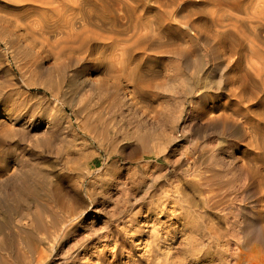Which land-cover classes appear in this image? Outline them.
I'll list each match as a JSON object with an SVG mask.
<instances>
[{
  "label": "rangeland",
  "instance_id": "obj_1",
  "mask_svg": "<svg viewBox=\"0 0 264 264\" xmlns=\"http://www.w3.org/2000/svg\"><path fill=\"white\" fill-rule=\"evenodd\" d=\"M0 12L83 41L71 60L28 59L0 24L19 49L15 62L0 47V264H150L137 246L159 215L148 209L173 194L157 225L177 239L151 264H220L263 243L264 0H0ZM191 182L222 208L201 207ZM211 229L220 257L193 262Z\"/></svg>",
  "mask_w": 264,
  "mask_h": 264
},
{
  "label": "bare ground",
  "instance_id": "obj_2",
  "mask_svg": "<svg viewBox=\"0 0 264 264\" xmlns=\"http://www.w3.org/2000/svg\"><path fill=\"white\" fill-rule=\"evenodd\" d=\"M36 1V0H35ZM43 4H44V2L46 3V1H41ZM40 2V3H41ZM50 2V1H49ZM39 3V2H38ZM41 3V4H42ZM35 4V3H34ZM42 4V5H43ZM51 4V3H50ZM46 5H47V3H46ZM77 5V4H76ZM34 6H36V5H34ZM41 6V5H40ZM75 7V6H74ZM44 8V7H43ZM76 8V7H75ZM91 10H93V9H91ZM46 14V13H45ZM89 14H90V12H88V13H83V12H81V15H83V16H85V19H87V17L89 16ZM0 24H1V26H8L9 25V27H11V29H12V31H17V32H19V33H16V34H18V36H19V40L23 43V48H21L22 46H20V49H22V52H23V56H26L27 58L28 57H45V58H47V57H52L53 58V60H55V61H59V60H71L72 59V57H73V55L76 53V52H78L79 54H82V49H83V47H82V45H83V41H81L79 38H74L73 37V35L71 36V35H62L60 38H55V31H47L46 29H45V26L44 25H42V24H36V23H33V22H26V21H23V20H21V19H19V20H17V19H15V20H13V19H11L10 17H8L6 14H3V13H1L0 12ZM5 24V25H4ZM2 31H4V30H2ZM3 33V32H2ZM9 38V37H8ZM16 38H17V36H16ZM18 40V41H19ZM14 41H12V42H10L7 38L5 39L3 36H2V34H0V47H1V45H7V46H9V48L12 50L11 52H10V54L11 53H14V57L12 56V58L14 59V61H15V57H16V53H15V50L17 51V49L15 48V46H13L12 45V43H13ZM20 42V43H21ZM19 45H21V44H19ZM2 48V47H1ZM8 48V47H7ZM10 49H9V51H10ZM18 51H19V49H18ZM18 51H17V53H18ZM21 52V51H20ZM6 53V52H5ZM8 54V53H7ZM12 55V54H11ZM6 56V55H5ZM10 57V56H9ZM18 57L20 58V56L18 55ZM22 57V56H21ZM25 57V58H26ZM32 57V58H33ZM26 58V59H27ZM6 59V58H5ZM12 59V60H13ZM16 59H18V58H16ZM26 59L24 60V59H21L22 61L24 60V61H26ZM29 59V58H28ZM12 60H11V62H12ZM20 60V59H19ZM20 60V61H21ZM32 60V59H31ZM16 62V61H15ZM28 62V61H27ZM34 62V61H33ZM14 63V62H13ZM22 63V62H21ZM30 63V62H29ZM9 64V63H8ZM17 64H19V63H17ZM24 64H26V62H24ZM24 64L23 65H21V67H23L24 66ZM28 64V63H27ZM35 64V63H34ZM13 65V64H12ZM32 65V66H31ZM30 66H31V69H32V67H33V64H31ZM15 66V65H14ZM19 66V65H18ZM27 66V65H26ZM25 66V68H26V70H27V68L29 69V67H26ZM18 68V67H17ZM18 69H22V68H18ZM30 69V70H31ZM20 71V70H19ZM21 71H23V70H21ZM28 71V70H27ZM26 72V71H25ZM24 72V73H25ZM24 73H22V74H24ZM27 74V73H26ZM30 87V86H29ZM82 179V178H81ZM84 179V178H83ZM200 179V178H199ZM198 179V180H199ZM191 180V179H190ZM193 180V179H192ZM195 180V179H194ZM201 180V179H200ZM187 181H189V180H187ZM204 181V180H203ZM190 182V181H189ZM199 182V181H198ZM207 182V181H206ZM184 183H187V182H184ZM189 184V183H188ZM260 184V183H259ZM183 185V184H182ZM182 185H180L178 188H177V191L176 192H178L179 193V198H178V200H180L181 202H183V204L185 203V204H187L188 206L189 205H191L192 206V198H191V196L188 194V193H186V191H184V190H186V189H184L183 190V187H182ZM187 185V184H186ZM205 185V184H204ZM206 185H207V183H206ZM202 184H192V182L190 183V187L193 189V188H202ZM260 186V185H259ZM261 186H263L262 184H261ZM187 187V186H186ZM209 186H207V188H202L201 189V194L199 193V195H201L200 197V200H201V203H202V206L201 207H203V206H206L205 208H209V210L211 209V210H215V209H221L222 208V206H223V199L224 198H222V196H221V198H220V196H219V193L215 190V189H211V186H210V188H208ZM245 187V186H244ZM175 189V188H174ZM261 189H262V187H261ZM196 190V192H197V189H195ZM191 191H193V190H191ZM199 191V190H198ZM190 192V191H189ZM196 192H194L195 194H196ZM171 194H172V192H170ZM193 192H191V194H192ZM167 195V194H166ZM177 195V194H176ZM197 195V194H196ZM196 195H194V196H196ZM198 195V196H199ZM162 196H164V195H162ZM168 196L169 195H167L166 197L167 198H165L164 199V197H163V200H160V202L158 201H156V202H154V203H157L156 204V206H154L153 204V206L154 207H151V208H149L148 209V212H154V211H158L159 212V215H158V217H156V219L153 221V223L152 224H154L153 225V228H151L152 230H147L145 233H143V234H145V235H148V240H145V241H141V242H139L138 244H137V246L138 245H143V255L142 256H144V257H146V259H148V260H151L150 261V264H151V262H152V259L154 260H157L158 259V257H162L163 256V254H162V251H161V249H160V247L162 246V243H164V241L165 240H167V239H173V240H176L177 238H175L174 237V235L176 234V229H174V228H171L170 226L168 227V229H167V231H165V232H162V231H164L162 228H161V226H160V228H159V226L157 225V224H159V225H162V223H161V217L162 218H166V216H167V214H170V213H168V210H167V204L170 202V200H169V198H168ZM173 196H174V194H173ZM173 196H169V197H173ZM153 197V196H152ZM159 197H160V195H159ZM223 197H225V196H223ZM162 198V197H161ZM197 199H198V197H197ZM156 200V199H155ZM195 200V199H194ZM225 201V200H224ZM173 202V201H172ZM176 204L179 202V201H174ZM180 202V203H181ZM226 202H227V200H226ZM179 203V204H180ZM170 204H172V203H170ZM174 204V203H173ZM172 204V205H173ZM228 204V203H227ZM149 205H151V204H149ZM195 205V204H194ZM182 206V205H181ZM185 206V205H184ZM183 206V207H184ZM197 206V205H196ZM199 206V205H198ZM169 207H171V206H169ZM176 207H177V205H176ZM183 207H181L182 208V210H180L181 212L182 211H185L184 209H183ZM190 207V206H189ZM173 208V207H172ZM174 208H175V204H174ZM178 208H179V206H178ZM177 208V209H178ZM198 208V207H197ZM187 209V208H186ZM195 209V208H194ZM226 209V208H225ZM224 209V210H225ZM173 211H175L174 209H173ZM221 211V210H220ZM177 212V211H176ZM181 212H180V215H181ZM187 212V211H186ZM215 212V211H214ZM173 213V212H172ZM171 213V214H172ZM185 213V212H184ZM189 213H192V212H189ZM183 214V213H182ZM186 215V214H185ZM190 215V214H189ZM189 215L185 218V219H187V218H189V220H191V222H192V219H191V217H189ZM191 215H193V213L191 214ZM153 216H155L154 214H153ZM172 216V215H171ZM175 216V215H174ZM184 216V215H183ZM182 216V217H183ZM176 217H177V215H176ZM193 217H194V215H193ZM184 218V217H183ZM209 218V217H208ZM196 219V218H195ZM264 219V218H263ZM133 220H135L134 218H133ZM188 220V219H187ZM136 221V220H135ZM212 221V220H211ZM211 221H209V222H211ZM132 222V221H131ZM171 222V221H170ZM182 222H183V220H182ZM188 222V221H187ZM194 222H196V221H194ZM198 222V221H197ZM255 222V221H254ZM132 224V223H131ZM228 224V223H227ZM226 224V225H227ZM158 227H157V226ZM165 224H163V226H164ZM182 225H183V223H182ZM187 227H188V225H187V223L185 224ZM189 225H190V222H189ZM191 225H193L192 223H191ZM191 225L189 226L190 228H191ZM195 225V224H194ZM255 225H256V223H255ZM133 226V225H132ZM151 226V225H150ZM156 226V227H155ZM185 226V227H186ZM145 227H146V224H145ZM182 227V226H181ZM184 227V226H183ZM188 227V229H190ZM194 227V226H193ZM196 227V226H195ZM207 228H208V226H206ZM205 227V228H206ZM214 226H212V228H213ZM219 227V226H218ZM227 227V226H226ZM165 228V227H164ZM264 228V227H263ZM130 229V226L128 227V228H126V229H124V231L127 233V231ZM139 229V228H138ZM137 229V232H139L140 231V233H141V228L138 230ZM180 229H182V228H180ZM208 229H210V227L208 228ZM208 229H206V230H208ZM214 229H216V228H214ZM210 230V232L208 231V233H207V231H206V235H208L209 233V235H211V236H209V238L210 239H212L211 240V243H210V245L209 244H207V246H206V248L204 247L203 248V246H201L200 248L199 247H197V245H199L198 243H197V241L196 242H193V243H195V244H197L196 245V247H192L191 248V246H192V244L193 243H191V246H189V248L193 251H188V252H192V253H189V255H193V256H195V260L193 261V262H195V263H198V262H200L201 260H203V259H206V258H210V257H212L213 259H218V258H216L215 256H212L213 255V253H215V252H217L216 250H217V248H216V246L214 245L215 243H217L218 241H220V238H219V235L218 234H220V233H218L217 234V232H216V230ZM228 229V228H227ZM145 230V229H144ZM165 230H166V228H165ZM179 230V229H178ZM183 230V229H182ZM192 230H194V228H192ZM197 230V229H196ZM229 230V229H228ZM187 231V230H186ZM191 231V230H190ZM217 231H219L220 232V230H217ZM130 232V231H129ZM143 232V231H142ZM179 232H180V230H179ZM182 232V231H181ZM195 232V231H194ZM264 232V231H263ZM183 233V232H182ZM186 233H189V231L188 232H186ZM191 233H193V232H191ZM190 233V234H191ZM196 233V232H195ZM222 233V232H221ZM226 233V232H225ZM184 234V233H183ZM204 234V235H205ZM256 234V233H255ZM178 235V234H177ZM189 235V234H188ZM221 235H223V234H221ZM226 234H224V237H226L227 238V235L225 236ZM190 236V235H189ZM193 236V235H192ZM191 236V237H192ZM201 236H203V235H201ZM259 236V235H258ZM146 237V236H145ZM178 237V236H177ZM191 237H189V239H192ZM221 237V236H220ZM263 238H264V236H262ZM194 238V237H193ZM201 238V237H200ZM209 238H207V239H209ZM131 239V238H130ZM189 239H188V241L186 242L187 244L190 242L189 241ZM202 239V238H201ZM223 240H224V238H222ZM227 239H229V238H227ZM260 239H261V237H260ZM134 240V239H133ZM172 240V241H173ZM179 240V239H178ZM194 240H196L195 238H194ZM194 240H192V241H194ZM230 240V239H229ZM263 240V239H262ZM129 241H131V240H129ZM171 241V242H172ZM198 241H201V240H198ZM231 241V240H230ZM258 241V240H257ZM166 242V241H165ZM208 242V241H207ZM244 242V241H243ZM129 243V242H128ZM133 243V242H132ZM201 243V242H200ZM209 243V242H208ZM221 243V242H220ZM238 243H240L239 241H238ZM247 243V242H246ZM250 243V242H249ZM123 244H124V242H123ZM165 244V243H164ZM175 244V243H174ZM225 244V243H224ZM223 244V245H224ZM235 244H237V242L235 243ZM234 244V245H235ZM243 244V243H242ZM241 244V245H242ZM126 245V244H125ZM124 245V246H125ZM130 245V244H129ZM133 245H134V243H133ZM166 245V244H165ZM190 245V244H189ZM202 245V244H201ZM214 245V246H213ZM217 245V244H216ZM220 245V244H219ZM226 245V244H225ZM249 245V244H248ZM123 246V245H122ZM194 246V245H193ZM218 246V245H217ZM229 246V245H228ZM228 246H227V248H228ZM232 246V245H231ZM230 246V247H231ZM237 246H239V245H237ZM243 246V245H242ZM140 247V246H139ZM187 248H188V246H186ZM218 247H220V246H218ZM239 247H241V246H239ZM237 248V250L233 253L232 251H230V252H232V254L230 255L231 256V259H229V260H225L226 259V257H225V259H224V263H223V260L222 259H220V264H264V241H263V243H261L260 241H258V242H256V244L253 246V247H241V248ZM123 248V247H122ZM175 248V247H174ZM188 248V249H189ZM220 248H222L223 249V247H220ZM219 248V249H220ZM233 248V247H232ZM236 248V247H235ZM129 249V248H128ZM168 249V248H167ZM224 249H225V247H224ZM229 249V248H228ZM226 250V251H228L229 252V250ZM124 250V249H123ZM123 250H122V252H123ZM136 250V249H135ZM169 251V250H168ZM172 251H173V248H172ZM219 251V250H218ZM222 251V250H221ZM121 252V253H122ZM104 253V252H103ZM167 253V252H166ZM170 253V252H169ZM218 253V252H217ZM224 253H225V251H224ZM102 254V253H101ZM105 254V253H104ZM226 254V253H225ZM114 255V254H113ZM131 255V254H130ZM172 255V254H171ZM174 255V254H173ZM172 255V256H173ZM191 255V256H192ZM221 255H222V252H221ZM227 255H228V253H227ZM100 256V255H99ZM115 256V255H114ZM166 256H167V254H166ZM166 256H165V258H166ZM171 256V258H173ZM188 256V255H187ZM119 257V256H118ZM218 257H220V254L218 253ZM107 258V257H106ZM109 258V257H108ZM132 258V257H131ZM142 258V257H141ZM170 258V259H171ZM194 258V257H193ZM97 259V258H96ZM100 259H103L102 258V256H101V258ZM112 259V258H111ZM145 259V258H144ZM168 259H169V255H168ZM169 259V260H170ZM189 259V258H188ZM110 260V259H109ZM132 260V259H131ZM135 260V259H134ZM142 260V259H141ZM158 260H160V259H158ZM163 260V259H162ZM173 260H174V258L172 259V261H171V263H167L168 262V260L166 261V259H164V263L162 262V261H157V263H155V262H153V263H155V264H172V262H173ZM192 260V259H191ZM91 261V260H90ZM96 261V260H95ZM98 261V260H97ZM100 261V260H99ZM111 261V260H110ZM118 261V260H117ZM147 261V260H146ZM165 261H166V263H165ZM182 263H184V259H182ZM219 261V260H218ZM222 261V262H221ZM127 262V261H126ZM126 262H123V263H126ZM175 263H176V261H174ZM177 262H179V261H177ZM181 262V261H180ZM192 262V261H191ZM89 263V262H88ZM99 263V262H98ZM134 263V262H133ZM137 263V262H136ZM152 263V264H153ZM181 263V264H182ZM185 263H187L186 261H185ZM102 264H103V262H102ZM105 264V263H104ZM122 264V263H121ZM130 264V263H129ZM132 264V263H131ZM145 264V263H144ZM147 264V263H146ZM177 264V263H176Z\"/></svg>",
  "mask_w": 264,
  "mask_h": 264
}]
</instances>
